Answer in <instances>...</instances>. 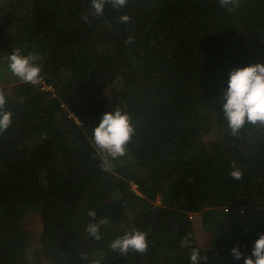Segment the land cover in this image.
<instances>
[{"label": "trees", "instance_id": "trees-1", "mask_svg": "<svg viewBox=\"0 0 264 264\" xmlns=\"http://www.w3.org/2000/svg\"><path fill=\"white\" fill-rule=\"evenodd\" d=\"M90 3L0 0V81L14 50L43 65L39 85L13 76L14 90L3 88L13 123L0 135V264H35V244L52 264H190L186 236L202 264H244L264 233V125L231 135L222 94L233 70L264 64V0L231 14L218 0H128L101 18ZM118 107L135 134L103 172L92 129ZM89 210L108 219L99 242L86 232ZM133 229L147 233V252L111 249Z\"/></svg>", "mask_w": 264, "mask_h": 264}, {"label": "clouds", "instance_id": "clouds-1", "mask_svg": "<svg viewBox=\"0 0 264 264\" xmlns=\"http://www.w3.org/2000/svg\"><path fill=\"white\" fill-rule=\"evenodd\" d=\"M127 4L128 0H91L90 14L101 18L106 5L119 10L126 8ZM218 5L225 9L227 14H231L240 6V0H218ZM81 19L84 23H89V14H82ZM131 19L127 14L119 17L121 23H129ZM133 41L134 37H129L125 40V44H131ZM7 59L8 70L21 83L32 86L41 83L43 65L38 61H42V57L37 53L22 55L19 50H14ZM222 100L224 101L223 115L231 135L239 136L246 123L264 125V64L233 70L230 73L228 87L222 94ZM6 104V93L3 88H0V135L5 133L13 123V113L6 110ZM134 134L135 129L127 112L118 107L115 111L102 114L100 124L92 129L91 143L99 155L100 168L103 172H111L115 166L113 161L129 155L127 146ZM230 169L229 175L233 180L241 179L243 173L236 162L230 164ZM88 216L92 217V222L87 225L86 232L89 237L99 242L102 239L101 228L107 224L108 219H102L97 223V213L90 210ZM148 246L147 233L138 229L127 232L110 244L111 249L121 255H127L129 252L144 254ZM181 247L191 249L190 264H202L208 260L206 255H201L199 248L192 246L189 236L182 239ZM232 254L237 260L244 258L238 248L232 249ZM80 258L87 260L88 256L86 253H81ZM244 264H264V233L260 234L255 242L252 256L244 258Z\"/></svg>", "mask_w": 264, "mask_h": 264}, {"label": "rangeland", "instance_id": "rangeland-1", "mask_svg": "<svg viewBox=\"0 0 264 264\" xmlns=\"http://www.w3.org/2000/svg\"><path fill=\"white\" fill-rule=\"evenodd\" d=\"M15 78H13V75L11 73H8L1 81H0V88L7 89V92L11 93L15 88L14 83ZM13 81V82H12ZM8 83V84H6ZM135 188V187H134ZM193 220L196 223V238L198 242L200 243L202 248H208L209 241L205 237V234L203 232L202 228V222L199 221L198 217L193 216ZM27 225L33 234L34 237H37L38 232L41 229V220L39 218V214H32L30 215ZM39 247L37 244H35L31 249L29 253V257L35 264H52L51 262L47 261L45 258H43L40 254H38Z\"/></svg>", "mask_w": 264, "mask_h": 264}, {"label": "built area", "instance_id": "built-area-1", "mask_svg": "<svg viewBox=\"0 0 264 264\" xmlns=\"http://www.w3.org/2000/svg\"><path fill=\"white\" fill-rule=\"evenodd\" d=\"M135 189H136V187H135Z\"/></svg>", "mask_w": 264, "mask_h": 264}]
</instances>
